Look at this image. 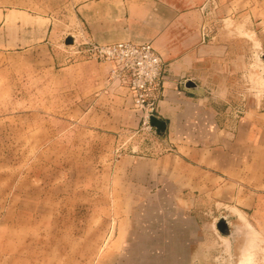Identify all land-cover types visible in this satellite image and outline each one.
<instances>
[{"label": "rangeland", "instance_id": "374dc122", "mask_svg": "<svg viewBox=\"0 0 264 264\" xmlns=\"http://www.w3.org/2000/svg\"><path fill=\"white\" fill-rule=\"evenodd\" d=\"M93 1L5 0L6 33L13 38L5 47L21 54L0 59V264H93L97 257L104 264L117 252L110 248L141 243L142 234L158 235L163 203L157 176L143 184L136 169L174 153L173 143L150 126L151 117L159 119L158 108L149 117L150 129L142 126V112L110 70L113 91L102 102L118 100L117 109L70 105L78 98V78L61 69L67 66L65 50L76 55L72 64L103 63L78 53L91 43L78 8ZM162 1L198 11L202 41L227 47L229 73L221 81L230 96L213 103L218 125L237 130L247 114L264 112V0ZM19 9L30 16L23 20L28 27L11 29L18 17L10 12ZM35 23L36 31L29 27ZM69 36L73 43L66 45ZM102 116L101 133L96 126ZM113 118L119 123H111ZM198 205L202 214L206 205ZM227 221L231 237L218 232L216 218L198 220L196 264H264V242L260 261L257 234L253 248L245 218H239L242 224ZM100 240L102 251L93 246Z\"/></svg>", "mask_w": 264, "mask_h": 264}, {"label": "crops", "instance_id": "0c3cea01", "mask_svg": "<svg viewBox=\"0 0 264 264\" xmlns=\"http://www.w3.org/2000/svg\"><path fill=\"white\" fill-rule=\"evenodd\" d=\"M142 2L97 0L78 8L79 22L85 26L84 37L88 42L99 45L150 42L168 71L163 98L157 108L159 119L166 124L164 135L175 150L164 154L156 166L136 168L141 173L140 183L145 184L149 177L157 176V197L163 203V214L159 216L162 223L158 224L157 236L153 232L147 236L142 234L141 243L131 241L110 248L111 253L117 252L109 263L104 264H187L186 255L190 257L188 264H196L198 220L203 217L216 218V221L220 217L238 221L245 218L254 229L248 226L253 248L257 234L255 243L259 245V260L262 261L264 112H250L241 119L237 130L220 127L219 113L213 103L215 99L223 101L230 96L221 81L229 73L231 56L225 50L227 47L202 41L198 11L184 10L176 2ZM5 10V0H0L1 60L21 54L11 53L5 47L13 39L6 33ZM11 14L18 17L10 24L11 29L28 27L23 22L30 18L27 12L19 9ZM29 27L37 30L36 23ZM15 37L22 39V31ZM62 55L67 66L61 69L78 78V98L70 105L85 108L93 102L96 105L111 104L117 109L118 100L102 102L103 97L111 96L113 91L107 81L110 64L85 59L72 64L71 60L76 59L72 48ZM188 83L191 84L187 87ZM103 120V116L99 117L97 132L102 133ZM119 121L110 119L114 124ZM43 128L47 136L48 129L44 124ZM166 160L170 162L166 163ZM200 203L206 205L202 214ZM93 246L102 251L101 240ZM93 264L102 263L97 257Z\"/></svg>", "mask_w": 264, "mask_h": 264}, {"label": "built area", "instance_id": "2783aa9c", "mask_svg": "<svg viewBox=\"0 0 264 264\" xmlns=\"http://www.w3.org/2000/svg\"><path fill=\"white\" fill-rule=\"evenodd\" d=\"M82 45L85 48L78 53L85 58L110 64L111 78L129 92L135 107L143 114L142 126L150 129L149 117L157 112L155 102L168 78L167 67L152 45L149 42Z\"/></svg>", "mask_w": 264, "mask_h": 264}, {"label": "water", "instance_id": "95a60500", "mask_svg": "<svg viewBox=\"0 0 264 264\" xmlns=\"http://www.w3.org/2000/svg\"><path fill=\"white\" fill-rule=\"evenodd\" d=\"M72 43H73V38L71 36L67 37L65 40V44L70 45ZM189 84L191 83L186 84V86L188 87ZM149 122H150V126L155 128L157 135H160L165 132L166 124L164 121H161L155 117H151ZM216 228L221 235L231 237V231L228 225L227 218L220 217L216 222Z\"/></svg>", "mask_w": 264, "mask_h": 264}, {"label": "bare ground", "instance_id": "6f19581e", "mask_svg": "<svg viewBox=\"0 0 264 264\" xmlns=\"http://www.w3.org/2000/svg\"><path fill=\"white\" fill-rule=\"evenodd\" d=\"M252 234V233H251Z\"/></svg>", "mask_w": 264, "mask_h": 264}]
</instances>
